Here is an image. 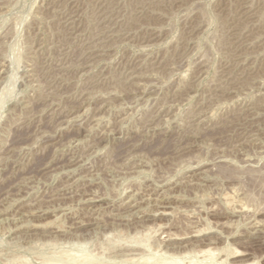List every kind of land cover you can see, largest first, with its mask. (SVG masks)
<instances>
[{"label": "rangeland", "instance_id": "374dc122", "mask_svg": "<svg viewBox=\"0 0 264 264\" xmlns=\"http://www.w3.org/2000/svg\"><path fill=\"white\" fill-rule=\"evenodd\" d=\"M191 262L264 264V0H0V264Z\"/></svg>", "mask_w": 264, "mask_h": 264}, {"label": "bare ground", "instance_id": "6f19581e", "mask_svg": "<svg viewBox=\"0 0 264 264\" xmlns=\"http://www.w3.org/2000/svg\"><path fill=\"white\" fill-rule=\"evenodd\" d=\"M13 78V77H12ZM16 78V77H15ZM11 81V80H10ZM10 84V83H9ZM10 88V87H9ZM12 88V87H11ZM9 90V89H8ZM7 90V91H8ZM15 90V89H14ZM10 91V90H9ZM15 93V92H14ZM8 94H9V92H8ZM5 96H8V95H5ZM3 97V96H2ZM165 214V213H164ZM245 255V254H244ZM240 256V255H239ZM241 256H242V254H241ZM236 257H238V256H236ZM150 260V259H149ZM161 263V262H160ZM159 264V263H158ZM164 264V263H163ZM171 264V263H170ZM190 264H193L192 262L190 263Z\"/></svg>", "mask_w": 264, "mask_h": 264}]
</instances>
